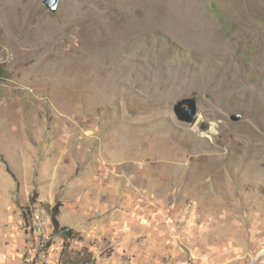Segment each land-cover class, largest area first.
<instances>
[{
	"label": "rangeland",
	"instance_id": "374dc122",
	"mask_svg": "<svg viewBox=\"0 0 264 264\" xmlns=\"http://www.w3.org/2000/svg\"><path fill=\"white\" fill-rule=\"evenodd\" d=\"M154 1L0 0V264H264V0Z\"/></svg>",
	"mask_w": 264,
	"mask_h": 264
},
{
	"label": "trees",
	"instance_id": "16d2710c",
	"mask_svg": "<svg viewBox=\"0 0 264 264\" xmlns=\"http://www.w3.org/2000/svg\"><path fill=\"white\" fill-rule=\"evenodd\" d=\"M4 78L3 73L0 71V81H2V79ZM9 171V170H8ZM37 194H35L33 196V198L30 200V206L26 207L24 210V219L27 225L31 224V220L33 217V210L32 207H34L37 204ZM61 204H57L54 207H50V206H45V211L48 213V215L51 218V222H52V226H53V233L52 236H58L60 237L65 243L71 240L76 239L79 234L77 232H75L73 229L68 228V227H63L60 224L59 221V217L61 214ZM63 258V257H62ZM77 260L71 261V259H64L62 260L63 264H89V260H87L86 258H76Z\"/></svg>",
	"mask_w": 264,
	"mask_h": 264
},
{
	"label": "water",
	"instance_id": "95a60500",
	"mask_svg": "<svg viewBox=\"0 0 264 264\" xmlns=\"http://www.w3.org/2000/svg\"><path fill=\"white\" fill-rule=\"evenodd\" d=\"M60 1L61 0H43V4L50 13L54 14L57 12ZM198 103V96L187 97L179 100L174 106V112L178 120L193 126L196 125L199 120ZM241 119V115L232 116L233 122H238Z\"/></svg>",
	"mask_w": 264,
	"mask_h": 264
},
{
	"label": "built area",
	"instance_id": "2783aa9c",
	"mask_svg": "<svg viewBox=\"0 0 264 264\" xmlns=\"http://www.w3.org/2000/svg\"><path fill=\"white\" fill-rule=\"evenodd\" d=\"M41 220V217H40V214H33V217H32V220H31V226L33 228V230H38L39 231V228H38V223L39 221ZM33 222V223H32Z\"/></svg>",
	"mask_w": 264,
	"mask_h": 264
},
{
	"label": "bare ground",
	"instance_id": "6f19581e",
	"mask_svg": "<svg viewBox=\"0 0 264 264\" xmlns=\"http://www.w3.org/2000/svg\"><path fill=\"white\" fill-rule=\"evenodd\" d=\"M155 1L158 2V0H155ZM155 1H154V4H155ZM161 2H163V3H165V4H168V5L171 4V3H169L168 1H164V0L161 1ZM161 2H158V3H161ZM195 23H196L195 20H193V21H192V24H193L192 27H195V28H198V27H199V28H201V25H198V24L195 25ZM200 24H201V23H200ZM220 41H221V40H220ZM216 44H217V43H216ZM218 44H219V43H218ZM220 45H221V44H220ZM216 46H217V45H216ZM226 46H227V45H226ZM212 47H213V45H212L210 48H212ZM214 47H215V46H214ZM223 47H225V44L223 45ZM220 48H221V47H220Z\"/></svg>",
	"mask_w": 264,
	"mask_h": 264
}]
</instances>
